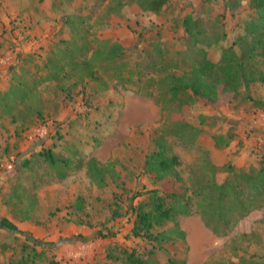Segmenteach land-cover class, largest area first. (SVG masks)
I'll use <instances>...</instances> for the list:
<instances>
[{"label":"rangeland","instance_id":"374dc122","mask_svg":"<svg viewBox=\"0 0 264 264\" xmlns=\"http://www.w3.org/2000/svg\"><path fill=\"white\" fill-rule=\"evenodd\" d=\"M151 1L0 0V264H129L132 252L148 264H264V206L225 233L208 226L196 201L154 230L162 241L133 235L134 206L148 189L195 190L210 171L221 183L229 163L264 159V130L249 125L264 113V84L216 104L158 102L162 63L184 64V16L199 18L210 37L226 32L208 48L216 61L257 15L249 0H169L159 10ZM182 122L198 128L195 141L176 130ZM228 134L229 147L216 143ZM162 136L180 156L181 179L158 180L144 167Z\"/></svg>","mask_w":264,"mask_h":264},{"label":"trees","instance_id":"16d2710c","mask_svg":"<svg viewBox=\"0 0 264 264\" xmlns=\"http://www.w3.org/2000/svg\"><path fill=\"white\" fill-rule=\"evenodd\" d=\"M168 1L152 0L151 8L159 10ZM249 6L257 15L247 21L243 34L223 47L216 61L209 57L208 48L224 39L226 32L217 31L214 37H210L205 34L199 18L192 14L184 16L183 30L188 47L178 52L184 64L173 66L170 63H162L161 70L165 75L161 80L166 89L163 99H158L162 107L166 110L169 106L182 108L184 104L198 100L216 104L224 94L240 98L243 88H249L255 83L264 84V0H249ZM160 50L162 52L159 55L166 52ZM115 53L118 58L123 56V50L115 48ZM246 98L254 100L250 93ZM176 130L188 133L190 131L187 135L193 142L195 138L192 136L198 128L188 122H182L176 124ZM215 138L216 143L219 144L222 139L225 141L224 145L229 146L232 135H216ZM42 154L52 164L59 160L51 151H43ZM180 165V156L170 152L165 136L158 138L155 149L145 154L144 167L148 172L156 173L158 180H165L174 174L181 179L176 174ZM225 172L228 175L220 183L215 178V172L210 171L207 175L208 181L195 190L190 187H186L182 192L161 187L148 189L147 200L134 206L136 218L133 222V235L162 241L163 232L156 233L154 230L168 221H175L178 214L191 212L196 201L208 226L216 232L225 233L236 220L254 208L264 206V159L260 166L250 164L247 167H237L229 163ZM139 195L141 193L135 192L132 197ZM117 208L113 211L116 216L119 214ZM1 224L11 230H18L17 225L6 217L1 219ZM176 226L178 228V224ZM177 230L180 232L179 228ZM180 235L183 236L184 232L181 231ZM155 246L161 245H154L153 250ZM135 255V252L129 253V264L150 262ZM182 264H187L185 258Z\"/></svg>","mask_w":264,"mask_h":264},{"label":"crops","instance_id":"0c3cea01","mask_svg":"<svg viewBox=\"0 0 264 264\" xmlns=\"http://www.w3.org/2000/svg\"><path fill=\"white\" fill-rule=\"evenodd\" d=\"M219 56L217 57L216 60H218ZM255 84H260V83H255ZM251 85V88L253 85ZM251 117V114H248ZM257 115H254V117L251 119L252 121L249 122L250 125V129L253 130V133H263L264 130V113H259V117L255 118ZM258 121H262V125H260V123H258ZM230 146V145H229ZM228 146V147H229Z\"/></svg>","mask_w":264,"mask_h":264}]
</instances>
